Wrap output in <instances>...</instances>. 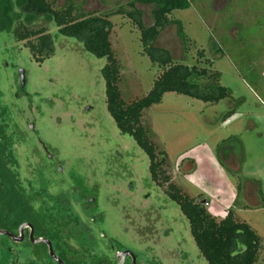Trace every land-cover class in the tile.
Listing matches in <instances>:
<instances>
[{
  "label": "rangeland",
  "instance_id": "rangeland-1",
  "mask_svg": "<svg viewBox=\"0 0 264 264\" xmlns=\"http://www.w3.org/2000/svg\"><path fill=\"white\" fill-rule=\"evenodd\" d=\"M70 1L80 12L103 15L119 7L130 11L127 4L133 0ZM66 2L56 0V9ZM190 2L189 9L170 16L181 22L187 47L175 25L161 33L156 46L169 50L174 62L199 69L210 59L221 85L244 102L222 122L228 101L210 105L166 93L160 104L144 111L142 125L158 158L166 156L170 183L201 201L217 221L232 211L249 224L262 241L257 264H264V205L258 193L260 188L264 197V0ZM135 9L143 13L146 26L152 24L154 5L136 3ZM14 12L12 28L0 30V112L23 183L42 184L55 197L66 191L72 206L84 204L87 210L72 207V214L88 212L96 220L92 228L103 235L97 253H111L109 240L137 264H207L188 220L165 193L167 184L152 181L149 158L119 132L107 110L101 72L106 60L60 35L50 19L30 21L19 8ZM110 21V41L121 67L119 87L130 104L149 93L162 70L145 55L130 19L118 15ZM19 24L45 28L55 54L36 63L26 42L14 35ZM31 248L0 235V264H52L41 257V245Z\"/></svg>",
  "mask_w": 264,
  "mask_h": 264
},
{
  "label": "trees",
  "instance_id": "trees-1",
  "mask_svg": "<svg viewBox=\"0 0 264 264\" xmlns=\"http://www.w3.org/2000/svg\"><path fill=\"white\" fill-rule=\"evenodd\" d=\"M136 3L155 6L151 25H145L143 13L135 9ZM55 5L56 0H17L16 3L13 0H0V30L12 28V19L16 16L14 10L17 7L30 21L42 17L50 19L60 35L76 40L94 57L105 59L106 64L101 72L105 82L107 110L119 132L132 138L149 158L152 181L159 187L167 184L165 193L188 220L192 238L207 264H257L262 251V241L257 232L249 224L238 221L232 211H229L224 219L217 221L201 201L182 193L177 186L170 183L164 171L166 156L160 154L162 158H158L159 153L142 125L144 111L160 104L166 93H175L210 105L228 101L231 105L221 115L222 122L229 120L244 102L242 99L233 98L231 90L221 85V74L212 71L213 62L210 59L206 61V67L199 69L185 62H174L169 50L156 46L161 33L167 27L175 25L182 45L187 47L189 40L181 22L172 20L170 16L174 11L189 9L190 0H133L127 4L130 11L119 7L117 11L103 15L80 12L79 7L70 0H67L61 9H56ZM118 15L126 16L132 21L140 32L145 55L154 66L162 70L161 75L154 80L149 93L130 104H126L122 98L119 87L121 67L110 41L113 28L110 18ZM14 35L18 42H26V48L38 64H42L55 54L54 40L45 28L35 29L19 24L14 29ZM13 148V140L7 133L4 116L0 112V207L3 204L7 207L11 205V201L4 200L2 196L5 189L8 192L11 189L17 190V199L22 205L28 204L25 189H21L20 184L19 189L13 188L19 181ZM258 193L264 205L260 188ZM24 205L23 208L30 215L26 214L31 216V212ZM31 220L38 223L34 217Z\"/></svg>",
  "mask_w": 264,
  "mask_h": 264
},
{
  "label": "flooded vegetation",
  "instance_id": "flooded-vegetation-1",
  "mask_svg": "<svg viewBox=\"0 0 264 264\" xmlns=\"http://www.w3.org/2000/svg\"><path fill=\"white\" fill-rule=\"evenodd\" d=\"M17 168L19 167L16 161L15 169L17 170ZM18 176L19 181L13 188L19 189L18 184H20L21 189H25L28 204H26L27 206L23 205L31 212V216L17 199V190L11 189L9 192L7 189L3 190L4 200L9 199L11 205L7 207L3 204L0 207V225L3 226L0 230L7 231L14 236H5L10 241L29 244L33 250H35L33 247L41 245L43 250L41 257L44 259L46 256L52 264H59L54 259L55 257L62 264H137L133 255L127 251L117 250L105 236L108 241V252L111 253H97L96 249L99 248L97 244L103 235L92 228L96 220L92 216L87 217L88 212L83 213L84 217H78L77 213L72 214V207L87 210L84 204L72 206V203L68 202L66 191H63L59 197H55L46 186L36 183L35 188L33 185L27 184L28 182L23 183L25 181L21 179L19 173ZM7 194L11 196L8 197ZM12 202L14 209H12ZM29 217H34L38 223H34L33 219L31 220ZM23 225L27 226L20 230ZM42 240L46 242L37 243ZM50 251L55 257L49 255ZM126 253L128 255L123 257ZM133 258H135V263Z\"/></svg>",
  "mask_w": 264,
  "mask_h": 264
},
{
  "label": "water",
  "instance_id": "water-1",
  "mask_svg": "<svg viewBox=\"0 0 264 264\" xmlns=\"http://www.w3.org/2000/svg\"><path fill=\"white\" fill-rule=\"evenodd\" d=\"M20 75V79H21V82L23 83L24 82V72L20 71L19 73ZM27 225H23L21 227L20 230H22L24 227H26ZM0 235L2 236H9V237H14L11 233L7 232V231H3V230H0ZM46 242L45 240H42V241H38L37 243H44ZM51 255L54 256V254L52 253V251H50ZM131 254V253H129ZM126 255H128L127 253L123 255V257H125ZM132 255V254H131ZM55 257V256H54ZM134 257V256H133ZM59 264H62L56 257L54 258ZM133 262L135 263V258H133Z\"/></svg>",
  "mask_w": 264,
  "mask_h": 264
}]
</instances>
